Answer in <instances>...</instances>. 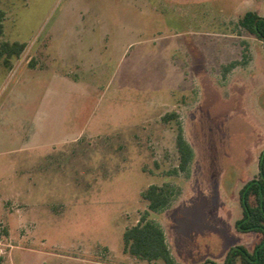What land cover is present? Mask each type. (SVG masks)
<instances>
[{"label":"rangeland","instance_id":"obj_1","mask_svg":"<svg viewBox=\"0 0 264 264\" xmlns=\"http://www.w3.org/2000/svg\"><path fill=\"white\" fill-rule=\"evenodd\" d=\"M247 11L264 0H0V43L26 45L0 59V264H164L124 251L141 216L177 264L252 249L260 235L234 228L264 149ZM178 124L186 174H171ZM150 185L175 187L167 210L149 211Z\"/></svg>","mask_w":264,"mask_h":264},{"label":"trees","instance_id":"obj_2","mask_svg":"<svg viewBox=\"0 0 264 264\" xmlns=\"http://www.w3.org/2000/svg\"><path fill=\"white\" fill-rule=\"evenodd\" d=\"M2 13L0 12V34L2 33ZM236 27L253 36L264 44V17L255 12L247 11L237 19ZM24 43L3 41L0 43V59L6 68L11 67V60L18 58L24 51ZM232 65H230L231 67ZM174 113L162 117L164 122L175 119ZM175 138L179 164L171 174L187 173L192 159V150L183 136L182 127L177 125ZM177 190L170 185H150L141 193V198L147 202L151 212L167 210L177 196ZM238 201L241 208V217L234 223L239 233H256L260 239L252 249L243 245H234L228 248L223 264H264V149L257 158V173L246 181L238 191ZM141 221L123 233L124 251L130 255L148 262L161 260L164 264H177L167 246L165 234L160 225L152 221ZM201 264H216L206 260Z\"/></svg>","mask_w":264,"mask_h":264}]
</instances>
